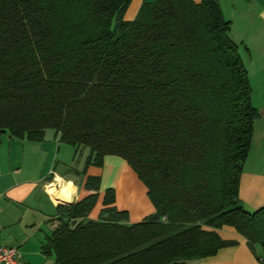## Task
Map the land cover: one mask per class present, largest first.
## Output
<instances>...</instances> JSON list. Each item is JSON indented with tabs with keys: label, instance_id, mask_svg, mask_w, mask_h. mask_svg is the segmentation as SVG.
Here are the masks:
<instances>
[{
	"label": "trees",
	"instance_id": "trees-1",
	"mask_svg": "<svg viewBox=\"0 0 264 264\" xmlns=\"http://www.w3.org/2000/svg\"><path fill=\"white\" fill-rule=\"evenodd\" d=\"M0 0V142L53 130L84 168L123 159L153 213L127 223L112 188L59 204L38 247L54 264H186L236 241L264 264V204L238 196L258 110L218 0ZM98 177L84 185L96 192ZM262 258L256 255V246Z\"/></svg>",
	"mask_w": 264,
	"mask_h": 264
},
{
	"label": "crops",
	"instance_id": "crops-1",
	"mask_svg": "<svg viewBox=\"0 0 264 264\" xmlns=\"http://www.w3.org/2000/svg\"><path fill=\"white\" fill-rule=\"evenodd\" d=\"M143 1L152 0H131L128 3L125 20L134 18ZM218 5L222 18L230 21V38L240 45L238 52L251 83V104L259 111L258 119L260 117L263 124L260 130L264 134V0H218ZM46 131L41 142L11 139L8 135H3L0 142V246L16 248L22 264H54L52 257L41 255L38 247L59 218L60 212L56 209L59 204H72L88 194L97 193L94 206L97 202L98 205L87 214L90 220H97L104 193L111 187L114 189L113 206L117 211L126 210L128 224L141 221L154 211L146 197V188L137 175L130 174L135 178L136 186L120 183L121 169H129L123 159L108 155L103 158L102 167L96 166L90 172L88 167L91 166L79 170L74 163L82 154H88L87 149L82 148L76 153L72 147L59 142L53 130ZM258 153L261 161L256 157ZM247 157L245 164L250 160L252 165L242 169L238 196L245 208L258 209L264 204V141L259 152L253 150L251 144ZM88 176L99 178L96 192L85 187ZM48 182L55 183L56 191L67 186L70 191L67 200L54 199L47 191ZM131 187H137L138 191L134 200L128 197ZM219 234L224 239L235 240L236 245L226 246L214 256L186 264H261L250 253L243 237L230 227L222 229ZM255 248L256 255L262 258L260 246Z\"/></svg>",
	"mask_w": 264,
	"mask_h": 264
},
{
	"label": "rangeland",
	"instance_id": "rangeland-1",
	"mask_svg": "<svg viewBox=\"0 0 264 264\" xmlns=\"http://www.w3.org/2000/svg\"><path fill=\"white\" fill-rule=\"evenodd\" d=\"M128 9V8H127ZM127 12H128V10H126V12H125V14H123V20H125V16H126V14H127ZM126 17H128V14H127V16ZM129 20V19H128ZM128 20H125V21H128ZM245 68V67H244ZM247 69V68H246ZM255 96H256V94H255ZM256 99H257V96H256V98L253 100V104L255 105V102H256ZM261 125H263L262 124V119L259 117V119H258V117L256 118V120H255V122H254V124H253V126H254V129H255V131L253 132V137H251V141H250V143L251 144H253V150L254 149H256V151H260V149H261V146H263V141H264V139H262V136H264V134H263V131H261L260 130V126ZM51 130H49L48 129V131H46L47 133H49ZM67 148V147H66ZM250 148H251V146H250ZM67 149H69V148H67ZM248 151H249V149H248ZM248 156V155H247ZM85 156L82 154V156H80L77 160H76V158H75V165L77 166H79L80 168H79V170H82L83 169V167H84V164H82V162H83V158H84ZM257 157V159H258V161H261V159H260V156H259V153H258V156H256ZM248 158V157H247ZM247 160V159H246ZM245 163H246V161H245ZM245 163H243V168L242 169H247V165H248V167L250 166V165H252V163H251V161L249 160L248 161V163L247 164H245ZM103 166V165H102ZM126 167H129V166H126ZM92 168H96V167H94V166H91V167H88V171L90 172V171H92ZM124 168V167H123ZM87 169V168H86ZM130 169H127L126 170V168H124V169H121V171H120V183L122 182V184L124 183V182H126V183H128V185H129V183H132L133 185H134V179L135 178H133L132 177V175H130L131 173H133L132 172V170H130ZM134 174V173H133ZM138 178V177H137ZM138 180H139V178H138ZM140 182V181H139ZM141 183V182H140ZM141 185H142V183H141ZM98 186V185H97ZM122 186V185H121ZM134 186H136V185H134ZM111 188V187H110ZM132 188V187H131ZM113 189V188H112ZM114 190V189H113ZM138 191H137V187H135V189L134 188H132V191L131 192H129V195H128V197L131 199V200H134L135 199V196H137V193ZM137 198V197H136ZM97 205H98V202H97V204H96V206H94V209H93V211L96 209V207H97ZM250 209H252V208H250ZM249 209V210H250ZM123 211H125L126 212V210H123ZM122 211V212H123Z\"/></svg>",
	"mask_w": 264,
	"mask_h": 264
},
{
	"label": "built area",
	"instance_id": "built-area-1",
	"mask_svg": "<svg viewBox=\"0 0 264 264\" xmlns=\"http://www.w3.org/2000/svg\"><path fill=\"white\" fill-rule=\"evenodd\" d=\"M48 184H52V187L55 188V183L48 182L46 187ZM19 260L16 248L0 246V264H22Z\"/></svg>",
	"mask_w": 264,
	"mask_h": 264
},
{
	"label": "bare ground",
	"instance_id": "bare-ground-1",
	"mask_svg": "<svg viewBox=\"0 0 264 264\" xmlns=\"http://www.w3.org/2000/svg\"><path fill=\"white\" fill-rule=\"evenodd\" d=\"M47 191L51 193V196L54 197V199L59 200L63 199L64 201L67 200L68 194H70V191L68 190L67 186H61L58 191H56L53 187L52 184L48 185Z\"/></svg>",
	"mask_w": 264,
	"mask_h": 264
}]
</instances>
